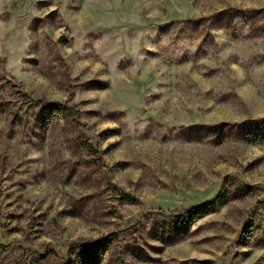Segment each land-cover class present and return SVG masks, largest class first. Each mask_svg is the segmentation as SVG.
Returning a JSON list of instances; mask_svg holds the SVG:
<instances>
[{
	"label": "rangeland",
	"instance_id": "374dc122",
	"mask_svg": "<svg viewBox=\"0 0 264 264\" xmlns=\"http://www.w3.org/2000/svg\"><path fill=\"white\" fill-rule=\"evenodd\" d=\"M0 264H264V0H0Z\"/></svg>",
	"mask_w": 264,
	"mask_h": 264
},
{
	"label": "trees",
	"instance_id": "16d2710c",
	"mask_svg": "<svg viewBox=\"0 0 264 264\" xmlns=\"http://www.w3.org/2000/svg\"><path fill=\"white\" fill-rule=\"evenodd\" d=\"M44 115L46 116V120L52 121L57 120L61 117H65V115L68 113L69 109H66L61 106L56 105H48L43 108Z\"/></svg>",
	"mask_w": 264,
	"mask_h": 264
}]
</instances>
